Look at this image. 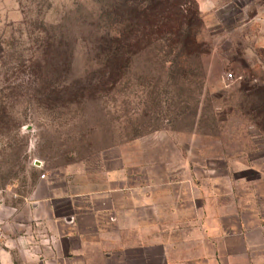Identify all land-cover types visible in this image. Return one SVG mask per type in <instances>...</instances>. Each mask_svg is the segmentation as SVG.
I'll use <instances>...</instances> for the list:
<instances>
[{
    "label": "rangeland",
    "instance_id": "1",
    "mask_svg": "<svg viewBox=\"0 0 264 264\" xmlns=\"http://www.w3.org/2000/svg\"><path fill=\"white\" fill-rule=\"evenodd\" d=\"M136 1L0 0L2 201L35 185L47 193V182L57 192L63 183L117 194L130 187L153 192L165 206L184 193L187 214L189 206L202 210L225 178L263 175L264 0H197L205 51L185 76L171 77L163 51L154 50L135 54L113 87L91 89L79 102L42 95L96 74L97 38L119 27L111 8ZM227 72L241 77L228 80ZM250 236L259 243L260 234Z\"/></svg>",
    "mask_w": 264,
    "mask_h": 264
},
{
    "label": "crops",
    "instance_id": "2",
    "mask_svg": "<svg viewBox=\"0 0 264 264\" xmlns=\"http://www.w3.org/2000/svg\"><path fill=\"white\" fill-rule=\"evenodd\" d=\"M63 184L58 192L47 182V193L35 185L20 198H0V264H251V256L264 264V171L257 179L244 172L225 178L209 189L202 210L189 206L187 214L179 202L184 193L166 207L147 189L117 194L114 187ZM251 232L260 234L259 243L250 241ZM257 247L263 250L253 253Z\"/></svg>",
    "mask_w": 264,
    "mask_h": 264
},
{
    "label": "trees",
    "instance_id": "3",
    "mask_svg": "<svg viewBox=\"0 0 264 264\" xmlns=\"http://www.w3.org/2000/svg\"><path fill=\"white\" fill-rule=\"evenodd\" d=\"M111 10L119 27L116 33L105 32L97 38L94 48L102 62L96 74L72 80L62 90L49 88L42 93L44 97L79 102L91 89L108 90L124 76L139 52L163 51L169 75L185 76L194 58L205 51L197 39L202 24L197 0H139L115 4ZM42 82L40 90H45ZM262 91L264 102V88Z\"/></svg>",
    "mask_w": 264,
    "mask_h": 264
},
{
    "label": "built area",
    "instance_id": "4",
    "mask_svg": "<svg viewBox=\"0 0 264 264\" xmlns=\"http://www.w3.org/2000/svg\"><path fill=\"white\" fill-rule=\"evenodd\" d=\"M225 77L228 80H232V79H238L241 76H239L237 78V76L236 75H233L232 72H227L226 75H225ZM33 161L34 162H37V163H41L39 160H36V159H34ZM41 176H43V174ZM2 236H3V233H2V230H1V227H0V240H1Z\"/></svg>",
    "mask_w": 264,
    "mask_h": 264
}]
</instances>
